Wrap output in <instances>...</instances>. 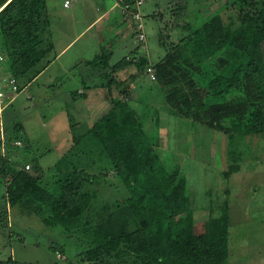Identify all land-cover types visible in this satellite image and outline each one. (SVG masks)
<instances>
[{
	"label": "trees",
	"instance_id": "trees-1",
	"mask_svg": "<svg viewBox=\"0 0 264 264\" xmlns=\"http://www.w3.org/2000/svg\"><path fill=\"white\" fill-rule=\"evenodd\" d=\"M234 2L235 22L226 23L217 13L197 27L183 22L188 33L169 46L161 38L174 61L153 66L169 115L192 118L230 140L235 133L264 136V0ZM48 25L44 0H0V44L6 67L17 78L27 74L28 57L41 59L33 42L48 46L43 45ZM109 59L110 50L101 46L85 64L101 71L102 82L95 86L107 89L110 107L81 134L70 121L72 143L49 167L50 183H43L34 159L28 169L11 161L28 139L18 135V123L4 128L0 218L7 207L19 205L46 227L60 226L83 246L81 260L89 264H203L205 257L225 256L227 228L212 235L196 231L187 181L179 166L165 165L158 133H148L128 103L130 85L112 94V87L123 84L113 75L133 65L135 79L149 66L147 57L132 53L113 65ZM108 173L122 187L112 201L100 199V180Z\"/></svg>",
	"mask_w": 264,
	"mask_h": 264
},
{
	"label": "rangeland",
	"instance_id": "rangeland-1",
	"mask_svg": "<svg viewBox=\"0 0 264 264\" xmlns=\"http://www.w3.org/2000/svg\"><path fill=\"white\" fill-rule=\"evenodd\" d=\"M117 1L75 0L66 10L62 7L63 0H45L51 38L56 42L71 39L75 30L95 18L96 7L101 11L111 7L108 17L95 28L100 31V45L110 50L109 64L129 58L132 53L145 55L154 75L151 79L145 70L132 80L129 74L135 73V67H124L117 71L120 72L117 76L125 81L115 88L113 96L120 88L130 85L128 103L144 122L146 131L151 135L158 133L157 149L165 165L179 166L187 181L196 231L212 235L227 228L228 253L205 257L203 264H264V136L241 137L235 133L236 139L230 140L224 133L192 118L169 115L164 87L155 81L153 68L162 59L166 63L164 67L174 61L173 55H168L160 44L161 38L169 46L188 33L183 22L197 27L217 13L224 22H235L234 0H142L139 11L143 43L137 41L135 25L130 26L133 22L121 24L120 7L113 5ZM73 12L75 20L71 19ZM262 48L264 51V43ZM71 54L70 49L62 60L68 62ZM51 55L52 52L41 58L28 74L19 75V91L4 107L0 118L3 132L4 128L11 130L18 123L22 126L18 135L28 139L26 147L17 151L19 155L15 152L11 161L26 169L25 165L31 168L29 160L34 159L41 168L44 184L51 181L49 167L72 143L70 121L73 131L81 134L104 111L97 110L87 116L84 110L75 109V101L83 104L84 100L81 96L73 100L72 91L83 89L91 82L79 75L81 67L60 75L52 65L28 82ZM116 183L111 173L104 175L100 180V199L117 198L122 187ZM4 193L0 179V211L5 205ZM82 250L74 236L66 234L60 226L46 227L36 215L19 205L7 207L6 216L0 218V264H89L81 260ZM57 253L62 257L57 258Z\"/></svg>",
	"mask_w": 264,
	"mask_h": 264
},
{
	"label": "crops",
	"instance_id": "crops-1",
	"mask_svg": "<svg viewBox=\"0 0 264 264\" xmlns=\"http://www.w3.org/2000/svg\"><path fill=\"white\" fill-rule=\"evenodd\" d=\"M45 1V0H44ZM120 0H118L117 2H115L113 5H117L118 6V2ZM64 2V0H63ZM75 3V0H70V4L68 6H63L62 3V7L63 9H70L72 7V5ZM111 9V7H109L108 10H99L96 7V11H97V15L95 16L94 19L90 20L88 23H86L85 25H83L79 30H75L74 31V36L71 39H66L64 41L58 39V41L56 42V40H53L51 38V30L50 27L48 25V30H47V34H45L44 38H43V45L44 44H48V46H44L42 47L40 43L33 42L36 43V45L34 44L33 49L35 52H39L40 51V55L41 57L39 58H44L46 57L49 53L52 52V55L49 57V59H47V61L45 62V65L40 67L35 74H33V76L28 79L30 82L32 79H34L36 76L42 75L43 73H45L46 71H48L50 69V67L52 65L56 66V68L58 69V73L61 74H66L68 73V71L70 69H74V68H79L81 67V74L79 73V75H82V77H87L90 79V84L89 85H85L83 87V89L78 88L77 91H75L73 93V95L75 96H81L84 100L83 104H80L79 102H76V105L74 106L75 109L78 110H84L85 114L87 116H92L94 111L97 110H104L102 112V114L107 111L110 107V102H109V95H108V91L106 88L104 87H97L95 85H98L102 82V80L100 81V74L101 71L100 70H94L90 67H88L85 64V61L92 58L96 53H98L99 49H100V38H99V32L98 30H96V25L100 22V20H103L104 18L108 17V13L109 10ZM46 14H47V10H46ZM48 18V15H47ZM75 12H73L71 14V19L75 20ZM70 19V20H71ZM122 23L121 24H126V21H131L129 18H125L122 16ZM132 22V21H131ZM134 23H131L130 26H133ZM60 32V30H59ZM60 34V33H59ZM123 33H121L122 35ZM118 37L120 36L119 34H117ZM85 37V38H84ZM38 40V39H37ZM75 47V50L73 52V48ZM97 47H99L97 49ZM71 49L72 54L70 55V57H72L71 59H69L68 62H64L63 57H65L66 53ZM29 58V62H30V68L27 71L31 72L32 68L36 65V63L39 62L34 60L32 61ZM6 62H5V68L6 67ZM8 70V69H7ZM120 72H116L113 76L117 81H122L124 82L125 79L124 78H118L117 75H119ZM56 73H54L55 76ZM132 74H134V72H131L129 74V77L132 76ZM58 76V75H57ZM115 91V87H112V94H114ZM71 93V98L73 100L76 99V97H74ZM128 100V97H127ZM100 114L99 117L102 115Z\"/></svg>",
	"mask_w": 264,
	"mask_h": 264
},
{
	"label": "built area",
	"instance_id": "built-area-1",
	"mask_svg": "<svg viewBox=\"0 0 264 264\" xmlns=\"http://www.w3.org/2000/svg\"><path fill=\"white\" fill-rule=\"evenodd\" d=\"M120 14L129 18L135 25V33L137 41L143 43L145 36L143 33V24H142V15L139 11V6L142 3V0H120L119 1ZM70 0H64L63 6H68ZM147 73L150 75L151 79H154V75L150 67L146 69ZM19 91L18 78L9 70L5 68V52L0 44V118L2 116L3 109L11 101L14 100L15 94ZM5 136L2 128V123L0 120V148L2 153H4L5 148ZM16 145H21V141L16 140L14 142ZM26 169L29 168V165H25ZM62 255L57 253V258H61Z\"/></svg>",
	"mask_w": 264,
	"mask_h": 264
}]
</instances>
